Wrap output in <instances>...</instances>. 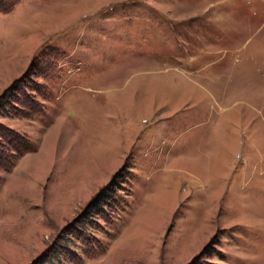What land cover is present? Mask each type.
I'll return each mask as SVG.
<instances>
[{
	"label": "rangeland",
	"instance_id": "rangeland-1",
	"mask_svg": "<svg viewBox=\"0 0 264 264\" xmlns=\"http://www.w3.org/2000/svg\"><path fill=\"white\" fill-rule=\"evenodd\" d=\"M25 75L41 112L0 118L35 148L0 173V264H264V0H25L0 96ZM105 188L88 256L67 233Z\"/></svg>",
	"mask_w": 264,
	"mask_h": 264
},
{
	"label": "trees",
	"instance_id": "trees-1",
	"mask_svg": "<svg viewBox=\"0 0 264 264\" xmlns=\"http://www.w3.org/2000/svg\"><path fill=\"white\" fill-rule=\"evenodd\" d=\"M25 0H0V14L8 15L15 11V9ZM48 1V0H42ZM58 53L59 51L56 50ZM44 56V57H43ZM36 63L34 64V73L45 70L46 73L52 74L54 65L59 59L52 57L50 53L45 56L42 52L36 57ZM32 70V69H31ZM26 75L19 80H16L4 93L0 96V118H14L24 117L29 118L35 116L41 112V104L36 99V90L28 86L26 83ZM35 150L31 139L19 133L18 131L7 127L0 122V173L11 172L19 159L28 153ZM2 177L0 175V183ZM108 188L101 190L90 202L85 211L80 215V221L78 220L76 226L69 230L67 233L69 236H74L80 242H82L85 253L88 256H93L96 253V239L88 233V227L79 225L87 220L88 223L96 224L91 219L93 213L103 216V220L106 222L107 214L104 215L105 206L109 205ZM95 221V220H94ZM97 222V221H96ZM98 244V243H97ZM63 248V249H62ZM64 257V259H62ZM42 264H83V259L74 252L67 250L66 246L56 248L49 255L45 256Z\"/></svg>",
	"mask_w": 264,
	"mask_h": 264
}]
</instances>
